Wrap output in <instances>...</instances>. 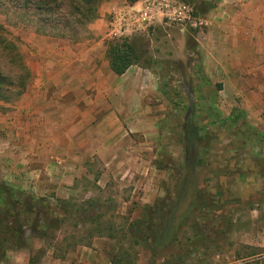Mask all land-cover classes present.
<instances>
[{"label":"rangeland","instance_id":"obj_1","mask_svg":"<svg viewBox=\"0 0 264 264\" xmlns=\"http://www.w3.org/2000/svg\"><path fill=\"white\" fill-rule=\"evenodd\" d=\"M4 3L0 0L1 67L14 76L18 62L4 47L13 42L30 76L20 97L0 100V185L35 204L34 216L40 219L18 224L20 208L0 204V256L30 244L34 264H82L84 247L94 244L101 264H256L249 256L264 253V153L246 141L241 123L264 133V117L255 114L260 105L239 101L232 87L204 64L197 40L204 29L161 22L112 39V16L106 15L101 28H91L98 17L65 37L43 35L35 31L30 13ZM190 5L195 15L206 17ZM135 36L149 42L155 65H133L114 74L107 65L109 44ZM87 40L96 55L85 60L95 70L84 63L87 71L79 80H94L95 88L69 89L64 99H73L76 92L95 96L107 119H96L92 126L91 120H65L60 107L38 103L42 117H30L21 134L20 116L28 102L34 109L36 97L51 101L61 95L54 50L67 51L78 64L75 56ZM77 68L81 73L82 67ZM98 79L105 83L99 85ZM209 108L224 121H213ZM238 111L242 118L231 124ZM79 121L83 132H93L94 144L87 135L79 137L85 142L77 155L72 132ZM103 122L105 128L97 129ZM189 122L198 131L194 145L185 148ZM22 143L33 149L26 155L28 166L37 152L44 154L48 170L43 176L53 180L40 184L16 172L14 155Z\"/></svg>","mask_w":264,"mask_h":264},{"label":"crops","instance_id":"obj_2","mask_svg":"<svg viewBox=\"0 0 264 264\" xmlns=\"http://www.w3.org/2000/svg\"><path fill=\"white\" fill-rule=\"evenodd\" d=\"M207 1L209 0H198V3L204 4ZM125 5H132L138 8L141 7L142 0H102L99 10L100 18L91 25V28H101L102 25L105 24L106 15L107 18H109L112 16L114 10ZM206 18L208 20V26L205 27L197 37L199 43L198 47L203 56L204 64H210L212 66L217 80L225 82L232 87L239 101L260 105V108L255 109V114L263 113L264 117V0H218L216 6L206 13ZM87 43L88 46L86 45L87 47L81 50L80 55L75 56V62L78 60V64H74L72 63L73 61H70V56L67 51H62L63 49L61 48L60 50H54L58 58L57 67L51 69L57 72V75H59L58 77L62 78L59 81L61 95L59 97H51V101H47L43 96L36 98H38L37 104H51L60 107L58 110L61 111L60 116L62 119L91 120L88 125L92 126V124H94L93 121L96 119H107V112L100 111L105 107H101L97 97L76 92L73 99H64L69 89L81 87V85L86 86L88 89L95 88L94 80H89L87 82H81V80H79V77L83 78L84 76L82 72L87 71L86 68H83L85 64L88 69L95 70L94 67L89 68L92 62L89 63L86 61L88 59H93L96 55V49L94 46H89L93 42L87 40ZM108 64L107 62V65ZM77 66L83 69H80L79 72L81 73L79 74L76 73L78 71ZM45 69L46 71H52L50 69L48 70V67L44 68V70ZM44 70L40 69L38 71L43 73L45 72ZM106 73L107 72H105V75H107ZM98 83L102 85V83L105 82H103L102 79H98ZM28 104H31V102H28ZM28 104L27 108L24 109L26 110L24 111L26 114H21L20 116V119L23 120L22 126H24L20 131L21 134H25L29 126V119H32L30 117L35 116L36 119H40L42 117L41 114H43V109L40 108L41 106L39 104L36 106L34 105V109ZM23 106L22 103V108ZM97 109H99L98 112H96ZM0 121H2L1 118ZM81 121H79L77 125H74L76 129L72 132V135L77 137L74 140L77 144V155L79 152L84 151L83 145L85 141L79 137L87 135L88 143H93L91 142L93 132H83L82 128L84 126ZM102 128H105L104 122L97 127V129ZM23 145L24 143L20 145V150L14 155L13 168L16 169V172L18 174L26 172L25 174L27 177L34 179L36 183L40 184L53 180H48L47 176H43L48 170L46 166L47 163L43 161V159H45L44 154L41 155V153L37 152L38 158L36 161H33L31 167H29L28 164L30 159L27 158L26 155L29 152L30 154L33 153V149L30 150L28 147L24 148ZM16 158H19L18 162L15 161ZM29 168L34 170L30 172L26 171ZM57 179L60 180V178H56V180ZM13 184H17V181H14ZM92 247H84L87 254L79 260L83 262L82 264H101L99 263V258L95 256L96 251L94 252ZM34 251V247L30 244L6 250V253L0 256V264H34ZM61 262L62 264L66 262L67 264L70 263L68 261L63 262L57 260L54 264H60Z\"/></svg>","mask_w":264,"mask_h":264},{"label":"trees","instance_id":"obj_3","mask_svg":"<svg viewBox=\"0 0 264 264\" xmlns=\"http://www.w3.org/2000/svg\"><path fill=\"white\" fill-rule=\"evenodd\" d=\"M134 1V0H129ZM188 4H194L195 10L207 13L211 8L215 7L218 0H209L203 5L198 0H181ZM4 4L8 3L15 10L24 14H29L30 21L35 24V31L43 35L65 37L68 34H74L78 31V27H84L99 17V7L101 0H4ZM196 14V12L194 11ZM10 50L14 59L17 60L15 73L13 77L6 75L1 67L0 62V100H11L20 97L26 90L30 71L22 60V56L18 51L15 43L9 42L5 45ZM109 64L112 71L117 75L124 74L133 65H143L145 67H153L155 61L150 54L149 42L143 36H135L109 44L107 51ZM169 89H165V94L169 95ZM187 108L184 107V111ZM209 110V117L213 121H224L221 116L212 108ZM241 111H238L230 118L231 124L238 122L241 118ZM198 119L196 118V121ZM242 132L246 135V141H252L261 148L260 154L264 153V133L242 122ZM197 128L189 122L186 129V146H193L195 141V133ZM198 131V130H197ZM189 136V137H188ZM189 152V150L187 149ZM189 153H187L188 159ZM0 204L20 208L17 212L16 223L22 224L28 222L31 217L40 219V214L34 216L35 204L25 202L19 193L12 187L0 185ZM21 214H24V221L21 220ZM42 221V220H41ZM256 258V264H264V253L253 254L249 256ZM122 264H131V261L125 260ZM170 264V263H168ZM245 264V263H243Z\"/></svg>","mask_w":264,"mask_h":264},{"label":"built area","instance_id":"obj_4","mask_svg":"<svg viewBox=\"0 0 264 264\" xmlns=\"http://www.w3.org/2000/svg\"><path fill=\"white\" fill-rule=\"evenodd\" d=\"M161 22L198 29L208 26L206 17L195 15L193 7L181 0H142L141 7L125 5L113 11L108 35L116 39Z\"/></svg>","mask_w":264,"mask_h":264}]
</instances>
